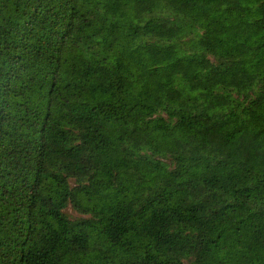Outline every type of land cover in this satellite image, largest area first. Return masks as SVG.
<instances>
[{"label": "trees", "instance_id": "obj_1", "mask_svg": "<svg viewBox=\"0 0 264 264\" xmlns=\"http://www.w3.org/2000/svg\"><path fill=\"white\" fill-rule=\"evenodd\" d=\"M0 264H264V0H0Z\"/></svg>", "mask_w": 264, "mask_h": 264}, {"label": "rangeland", "instance_id": "obj_2", "mask_svg": "<svg viewBox=\"0 0 264 264\" xmlns=\"http://www.w3.org/2000/svg\"><path fill=\"white\" fill-rule=\"evenodd\" d=\"M68 213H69L72 217H78V215H77L72 209H70V210L68 211Z\"/></svg>", "mask_w": 264, "mask_h": 264}]
</instances>
